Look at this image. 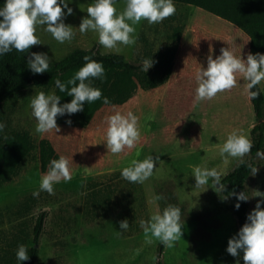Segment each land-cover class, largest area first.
Masks as SVG:
<instances>
[{
	"label": "rangeland",
	"instance_id": "1",
	"mask_svg": "<svg viewBox=\"0 0 264 264\" xmlns=\"http://www.w3.org/2000/svg\"><path fill=\"white\" fill-rule=\"evenodd\" d=\"M92 2L72 0L73 13L64 18L74 26L71 41L59 43L44 25L36 26L35 35L41 41L34 45L37 51L57 60L75 47H95L102 53H118L128 61L141 62L148 58L146 52H155L167 43L171 28L163 23L165 19L154 24L142 19L134 26L133 45H119V52L102 48L96 43L95 32L80 33L78 29ZM174 5L183 34L171 76L159 87L138 89L125 103L103 107L86 126L72 120L68 124L69 118L58 116L59 132L50 130L43 135L34 131L36 121L29 100L36 92L47 94L55 92L54 88L31 86L0 105L5 130H25L37 140L49 139L68 159L72 177L56 183L54 194L40 191L33 197L43 172L36 159H29L22 163L18 175L0 187V264H17V245L23 243L27 249L33 245L34 226L43 210L48 216L35 264H156L160 241L146 240L139 221H147L169 204L180 209L182 238L173 247L163 246V264H237L238 258L225 250L228 238L239 229L231 198L226 195L224 199L225 194L208 187L211 181L195 186L192 169L199 166L229 173L236 158L221 157L219 148L232 131L251 140L257 120L247 81L240 74L233 88L196 103L195 73L201 65L206 66L209 48L213 56L221 47H229L235 56L246 57L250 39L231 22L200 7ZM124 7L125 0H116L117 14ZM260 86L264 91V80ZM116 111H132L140 135L134 146L113 154L104 140L106 117ZM149 155L160 160L143 183L129 182L120 175L133 159L142 161ZM256 167L257 173L247 181L249 195L255 189L264 191V160L256 158ZM157 195L163 198L156 200ZM259 199H249L251 209ZM125 218L128 229H119L118 222Z\"/></svg>",
	"mask_w": 264,
	"mask_h": 264
},
{
	"label": "clouds",
	"instance_id": "2",
	"mask_svg": "<svg viewBox=\"0 0 264 264\" xmlns=\"http://www.w3.org/2000/svg\"><path fill=\"white\" fill-rule=\"evenodd\" d=\"M72 0H3L0 4V55L15 49L18 52L28 53L26 65L34 74H41L49 69V56L46 52L29 49L33 45L41 44L36 32V26L44 25V30L52 35L59 43L71 41L75 35L73 27L66 24L64 18L73 13L70 7ZM116 0H93L86 8L78 25L80 33L93 31L97 34L96 43L104 49L120 51L119 45L130 46L135 43V25L142 19L149 24L160 23L175 13L173 0H125V7L119 14L115 8ZM130 22V23H129ZM95 53H93L94 55ZM84 63L66 81L57 78L56 88L70 101L60 103L61 97L55 92H36L29 100L31 116L35 119L34 131L45 134L50 130L59 132L58 116H71L82 111L84 102L88 104L102 99L109 103L108 97H102L99 88L92 86L93 79L103 80L105 69L102 62L92 59L91 56L82 57ZM153 59L144 58L141 61V70L147 72L153 66ZM201 65V64H200ZM237 74L247 81V91L250 99L261 94L256 88L264 80V53L249 52L246 57L233 54L229 47H221L219 54L212 55L211 48L206 57V66H200L195 73L194 101L199 103L212 99L218 92L231 89L237 84ZM137 116L132 111L122 114L119 111L106 117L107 128L105 133V146L113 154L120 153L125 147L131 148L139 139ZM71 124V120H66ZM179 124V123H178ZM5 124L0 122V132ZM251 140L237 131L228 134L225 142L219 148L221 157L225 155L236 158L235 167L241 165L250 168V174L258 171L256 166L247 163L245 157L252 149ZM256 157L264 160V150L257 149ZM159 156L149 155L142 161L133 159L131 165L121 169L120 175L129 182L143 183L153 174ZM222 175L215 168H202L196 166L192 169L195 186L209 184L217 193L225 192V184L221 182ZM68 159L60 155L50 159L47 171L39 178V188L34 190L33 197H38L40 191L54 194V185L61 180L67 182L71 179ZM207 187L204 189L206 190ZM236 197L234 207L239 209L241 201H248L251 197H260L255 206L246 214L245 222L238 231L227 241L226 252L237 257L243 264H264V191L255 189L251 195L246 191L229 192ZM160 200L163 197H154ZM222 198L227 199L226 195ZM180 209L175 205H167L162 211L156 212L145 221L141 219L139 226L143 229L145 239L151 242L158 239L164 247H173L174 243L182 238V225ZM119 229L127 230V218L120 220ZM17 264L29 259L26 245L20 243L15 250Z\"/></svg>",
	"mask_w": 264,
	"mask_h": 264
},
{
	"label": "trees",
	"instance_id": "3",
	"mask_svg": "<svg viewBox=\"0 0 264 264\" xmlns=\"http://www.w3.org/2000/svg\"><path fill=\"white\" fill-rule=\"evenodd\" d=\"M2 2L3 0H0V4ZM173 3L195 5L231 22L249 36V52L264 53V0H173ZM179 15L175 12L163 22L171 28L166 36L168 41L165 46L155 52L145 53L154 61L153 66L147 72L141 70V62L128 61L124 55L118 53H102L95 47L90 49L75 47L57 60L49 59L48 71L41 74H34L28 69L26 65L28 53L12 49L0 55V105L31 86L54 88L55 93L61 97L60 103L70 101L71 97L60 92L54 81L59 78L62 82H66L83 65L82 57L89 55L103 64L105 78L103 80L93 79L92 86L99 88L102 97H108L109 103L105 104L102 99L90 104L85 101L82 111L71 116L65 115L80 126L88 125L103 107L121 105L132 98L138 89L157 88L170 78L183 34V25L179 22ZM174 21L177 23L174 24ZM33 51H37L34 45L29 49V52ZM256 88L261 91V94L251 101L257 122L251 129L253 146L248 157L245 158L252 166H256V150H264V91L260 84ZM59 156L60 154L49 139L37 140L28 131H6L4 128L0 132V187L19 174L23 162L36 159L40 170L45 173L50 159ZM250 175V168L241 165L238 168L234 167L221 180L225 184L223 194L231 198L230 206L237 218L239 228L245 222L246 214L251 210V206L248 200L241 201L239 209L235 208L236 197L228 193L232 191L248 193L247 181ZM47 216L46 210L38 215L33 230V245L28 248L29 259L22 261L21 264L36 263ZM162 250L163 245L160 242L156 264H163ZM239 264H243V261L240 260Z\"/></svg>",
	"mask_w": 264,
	"mask_h": 264
}]
</instances>
